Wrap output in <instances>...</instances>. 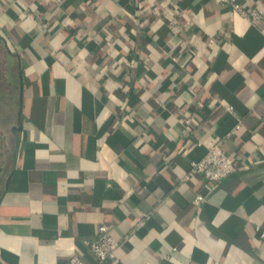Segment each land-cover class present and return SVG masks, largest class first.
Instances as JSON below:
<instances>
[{"label": "crops", "instance_id": "crops-1", "mask_svg": "<svg viewBox=\"0 0 264 264\" xmlns=\"http://www.w3.org/2000/svg\"><path fill=\"white\" fill-rule=\"evenodd\" d=\"M0 47V264H100L102 224L112 264H264V19L221 0H0ZM216 142L237 170L208 192L184 176Z\"/></svg>", "mask_w": 264, "mask_h": 264}, {"label": "built area", "instance_id": "built-area-1", "mask_svg": "<svg viewBox=\"0 0 264 264\" xmlns=\"http://www.w3.org/2000/svg\"><path fill=\"white\" fill-rule=\"evenodd\" d=\"M223 4L231 5L241 14L248 17L252 23L259 24L264 19V12L258 9H249L242 2L237 0H221ZM171 30L179 32L180 25L177 20L170 23ZM241 123L236 129L240 128ZM237 170L234 158L230 157L223 148L221 142L210 145L207 152L197 160L190 163V169L184 176V179H190L192 176H202L205 181V188L208 192L212 191L215 186L228 178ZM207 196L200 193L196 196L194 203L200 205L206 200ZM264 236V232L262 233ZM93 254L100 264H112L116 258L120 241L111 233L110 228L102 224L98 228L97 235L92 240L87 241ZM62 264H88L80 256H74L69 261Z\"/></svg>", "mask_w": 264, "mask_h": 264}, {"label": "rangeland", "instance_id": "rangeland-1", "mask_svg": "<svg viewBox=\"0 0 264 264\" xmlns=\"http://www.w3.org/2000/svg\"><path fill=\"white\" fill-rule=\"evenodd\" d=\"M3 52H2V49H1V47H0V64H1V62H3V58L1 57V56H3ZM3 64H2V68H3ZM3 131L1 132V130H0V168H1V164H2V162L4 161V153H3V146H2V144H3V139H2V137H3Z\"/></svg>", "mask_w": 264, "mask_h": 264}, {"label": "trees", "instance_id": "trees-1", "mask_svg": "<svg viewBox=\"0 0 264 264\" xmlns=\"http://www.w3.org/2000/svg\"><path fill=\"white\" fill-rule=\"evenodd\" d=\"M3 49L5 50L4 47H3ZM23 78H24V73H23ZM2 164H4V162H2ZM6 177H7V173H5V171L3 170V167L0 168V192H1V190H3V184L6 180Z\"/></svg>", "mask_w": 264, "mask_h": 264}, {"label": "water", "instance_id": "water-1", "mask_svg": "<svg viewBox=\"0 0 264 264\" xmlns=\"http://www.w3.org/2000/svg\"><path fill=\"white\" fill-rule=\"evenodd\" d=\"M4 41H6V40H4ZM19 56V55H18ZM17 127H14V129H16ZM18 129H20V127H18Z\"/></svg>", "mask_w": 264, "mask_h": 264}]
</instances>
